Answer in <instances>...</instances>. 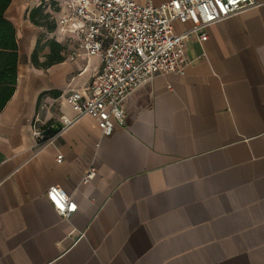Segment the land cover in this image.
Wrapping results in <instances>:
<instances>
[{
	"label": "crops",
	"instance_id": "0c3cea01",
	"mask_svg": "<svg viewBox=\"0 0 264 264\" xmlns=\"http://www.w3.org/2000/svg\"><path fill=\"white\" fill-rule=\"evenodd\" d=\"M39 6L49 25L30 22ZM63 12L55 0H11L4 13L18 62L0 111V264H264V4L191 36L184 74L137 88L110 136L83 117L42 145L34 130L72 118L65 98H88L101 65L60 32ZM38 40V63L50 41L62 62L32 65ZM50 186L75 202L68 219L46 200Z\"/></svg>",
	"mask_w": 264,
	"mask_h": 264
},
{
	"label": "built area",
	"instance_id": "2783aa9c",
	"mask_svg": "<svg viewBox=\"0 0 264 264\" xmlns=\"http://www.w3.org/2000/svg\"><path fill=\"white\" fill-rule=\"evenodd\" d=\"M55 2L64 9L57 21L60 32L73 30L76 50L101 62L90 84L89 97L82 99L73 92L65 98L74 116H61L56 134L89 117L97 122L103 136H110L115 125H125L123 104L142 84L157 74H184L189 65L186 43L191 36L205 40L207 27L264 4L256 0H170L159 5L150 0L142 4L133 0ZM175 21L191 26L176 33ZM44 133L34 130L38 138H44ZM53 138L42 139V145L51 144ZM61 160L58 155L56 163ZM94 177L95 170L89 168L82 182H91ZM45 198L61 218L68 219L76 212L75 202L58 186H50Z\"/></svg>",
	"mask_w": 264,
	"mask_h": 264
},
{
	"label": "trees",
	"instance_id": "16d2710c",
	"mask_svg": "<svg viewBox=\"0 0 264 264\" xmlns=\"http://www.w3.org/2000/svg\"><path fill=\"white\" fill-rule=\"evenodd\" d=\"M11 0H0V111L12 97L17 83V62L18 48L15 40L14 26L4 17V13L10 5ZM30 22L36 26H45L48 24V15L43 14L41 7L29 12ZM53 28L52 25L49 26ZM50 54L43 63H38L37 55L40 50L39 40L34 51L30 55V62L35 67L47 68L51 65L62 62L58 56L59 46L54 42H48ZM59 128L45 126L43 130L44 140L54 135Z\"/></svg>",
	"mask_w": 264,
	"mask_h": 264
},
{
	"label": "rangeland",
	"instance_id": "374dc122",
	"mask_svg": "<svg viewBox=\"0 0 264 264\" xmlns=\"http://www.w3.org/2000/svg\"><path fill=\"white\" fill-rule=\"evenodd\" d=\"M36 123H39V121H37ZM37 130H38V128H37Z\"/></svg>",
	"mask_w": 264,
	"mask_h": 264
}]
</instances>
